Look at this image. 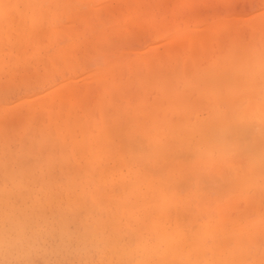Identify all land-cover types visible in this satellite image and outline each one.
Instances as JSON below:
<instances>
[{"label":"bare ground","instance_id":"1","mask_svg":"<svg viewBox=\"0 0 264 264\" xmlns=\"http://www.w3.org/2000/svg\"><path fill=\"white\" fill-rule=\"evenodd\" d=\"M146 1L0 0V81L8 77L0 82V264H35L37 256L58 264V255L74 245L84 252L95 247L97 264H264V11L241 24L238 16L206 23L187 12V23L193 17L201 25L178 23L174 36L158 48L136 51L124 64L123 45L133 36L122 31L121 18L135 17L142 28L155 24L156 11H165L164 0H157L148 15L140 13ZM174 2L179 11L194 0ZM49 46L55 48L51 55ZM90 53L100 55L103 65L83 74L82 81H94L88 87L53 85L44 96L28 92L17 105L3 99L16 87L9 86L17 82L16 72L37 77L39 65L58 73L86 67ZM167 111L169 120L160 114ZM122 123H133L141 138L127 137ZM117 136L134 138L121 147L142 153L133 152L137 164L111 153ZM160 163L164 168L155 167ZM186 164L193 175L182 177ZM85 171L88 182L66 181L69 173ZM196 177L204 178V186L199 179L185 192L192 185L186 179ZM208 187L216 194L223 188L225 196L212 201ZM85 198L96 203L99 215L94 206L93 214L83 209ZM171 209L174 227L167 226L171 219L160 221L173 217ZM188 218V224L182 221ZM153 230L158 243L142 233ZM136 252L141 261H133Z\"/></svg>","mask_w":264,"mask_h":264},{"label":"rangeland","instance_id":"2","mask_svg":"<svg viewBox=\"0 0 264 264\" xmlns=\"http://www.w3.org/2000/svg\"><path fill=\"white\" fill-rule=\"evenodd\" d=\"M159 1V0H158ZM163 1V0H162ZM161 0L159 1V3H163V2H165L166 3V6H165V3H163V5H164V7L162 8V9H165V11L164 12H162V13H159L158 11H156L157 13H158V15H157V17H156V20L154 21V23L155 24H151V23H148L146 26H148V31L146 30V26L145 27H142L144 30H146V31H144V30H142V28L141 27H137L138 26V21H133L134 20V18L135 17H133L131 20H129L128 21V18H121V26H122V31L123 32H125V33H129V35L130 36H133L132 37V39L133 40H129V41H127V43H125V45H123V51H124V57H123V63L124 64H127L129 61H131V59H133L134 58V56H135V53H136V51L137 52H141V51H144V50H146V47H150V46H154V48H158V46H160L159 44L161 43V40L162 39H168V37L169 36H174L176 33H177V31L179 30V28H178V23H179V27L180 28H185V27H189L190 29H193V28H195V26H197V25H201L200 24V22L199 21H205V19H206V23H211V22H214L215 20H219V18L221 17V18H226V17H236V16H238V17H236V22L238 21V22H240V24H241V22L242 23H244V22H246V20H248V19H250V18H252V17H254L255 15H259L262 11H264V0H194V3L193 4H190V5H188V6H186V7H183V8H181V9H179V11H178V9H174L173 7H174V1L175 0H164L163 2H162ZM214 1V2H213ZM220 1V2H219ZM231 2V3H230ZM153 3H156L157 4V0H149V2L148 1H146V5H144V7L142 8V7H140L138 10H139V12L141 13V12H143L144 11V14L145 15H148L149 14V12H150V9L151 8H149L150 7V5H152ZM169 3V4H168ZM171 3V4H170ZM214 3V4H213ZM218 3H220V4H218ZM233 3V4H232ZM116 4V6L117 7H119V8H122V10L124 11V7L125 6H122L121 4H119L118 2L116 3V2H114V5ZM218 4V5H217ZM167 5H168V7H167ZM133 8H136V3H135V1L133 2ZM172 6V7H171ZM202 6V7H201ZM211 6V7H210ZM214 6H215V8H214ZM219 6V7H218ZM229 6H230V8H229ZM141 8L143 9V10H141ZM202 8V9H201ZM207 8V9H206ZM225 8V9H224ZM191 11H190V10ZM209 9V10H208ZM212 9V10H211ZM213 9H215L216 11H214ZM219 9V10H218ZM230 9V10H229ZM220 10H221V13L219 14V12H220ZM224 10V11H223ZM198 11V12H197ZM203 11V12H202ZM179 12V13H178ZM181 12V13H180ZM186 12V13H185ZM187 12H188V14H187ZM218 13V16L217 15H214V13L215 14H217ZM224 12V13H223ZM227 12V13H226ZM184 13V14H183ZM195 13H197V15H195ZM204 13H205V15H204ZM168 14V15H167ZM186 14L189 16V17H191V16H194L195 15V17H198V15L200 14V15H202L201 17H203V20H193V19H196V18H191L190 20V24L189 23H187L186 22V19H188L189 17L188 16H186ZM190 14V15H189ZM212 16H211V15ZM177 15V16H176ZM178 15H180V16H178ZM207 15H209L208 17H207ZM220 15V16H219ZM244 16V17H243ZM123 17V16H122ZM177 17V18H176ZM201 17H198L199 19L201 18ZM197 18V19H198ZM205 18V19H204ZM183 19L185 20V22L183 21ZM207 19H209V21L207 20ZM160 20V21H159ZM161 20H162V23H161ZM176 21V22H175ZM169 22V23H168ZM174 23L176 24L175 26L177 27V28H175V26H174ZM159 26H158V25ZM169 24H170V26H169ZM152 25H154V27L155 28H153V26ZM157 26V27H156ZM158 27L160 28V29H158ZM174 27V28H173ZM129 28V29H128ZM140 30H139V29ZM157 28V29H156ZM151 29V30H150ZM153 29V30H152ZM127 30V31H126ZM142 30V31H141ZM154 30H158V31H154ZM170 30V31H169ZM154 31V32H153ZM135 33H136V35H135ZM81 39H84V37H81ZM62 40H66L65 38H63ZM67 41L66 42H64V44H62L61 46H64V45H67ZM156 44V45H155ZM7 45H4L3 46V52L4 53H7V52H9L8 50H9V46H7ZM160 48V47H159ZM48 49H50L49 50V52H48V54H53L54 53V50H55V48H52L51 46H49V48ZM93 55V56H92ZM222 55H224V54H222ZM90 57H92V58H90ZM90 60H89V58L85 61L86 62V67H85V65L83 66V67H81V66H77L78 67V69H74V70H69V69H67V68H64L63 69V71L62 72H57L55 69H53L51 66H43V65H39L37 68H39V74H38V76L36 77V76H33L32 74H26V73H28V72H26L25 73V75H24V71H19V72H16V79L15 80H17V82L15 83L14 81L12 82V83H10L9 84V86H12V85H16V87L14 86V88L13 87H11L10 89H9V92H8V94L6 95V97H3V99L4 100H7V102L8 103H14V104H11V105H17L18 103H20L21 101H22V99H24L22 96H24L25 94H27L28 92V94H30V95H32V94H34V93H37V94H40V96H44V95H46L48 92H50L49 90H50V87L52 88L53 87V85H57V86H60V85H64V84H73V85H82V87L81 88H84V87H88L89 85H91V84H93V82L94 81H82L84 78H86V76H83V74L85 73V72H87V71H89V72H93V70H95L98 66H101V65H103V59H102V57L100 56V55H98V54H96V53H90ZM101 57V58H100ZM6 59V61H7V63H10V61L8 60V58H5ZM93 59H94V65H91L90 63H92L93 62ZM97 60V61H96ZM101 62H102V64H101ZM92 67H91V66ZM76 70V71H75ZM53 71V72H52ZM71 71V72H70ZM95 72V71H94ZM61 74H62V76H61ZM93 74V73H92ZM92 74H90L89 76H91ZM27 75V76H26ZM29 75V76H28ZM26 76V78H24ZM89 76H87V77H89ZM43 77V78H42ZM71 77H75L76 79H75V81H69L70 79H71ZM23 78L25 79V82H27V87L28 88H26V86L24 87V85H21L20 83L22 82V81H24L23 80ZM28 78V80L26 81V79ZM1 81L0 82H4V81H6L7 82V79H8V77H4V75L1 77ZM64 79H65V81H64ZM38 80V81H37ZM59 82V83H58ZM5 83V82H4ZM58 83V84H57ZM1 84V83H0ZM20 84V85H19ZM40 86V87H39ZM34 87V88H33ZM54 87H56V86H54ZM47 91H46V90ZM49 89V90H48ZM21 90V91H20ZM43 92H44V94H43ZM188 92H190L189 90H187V93ZM223 93H224V91H223ZM190 94V93H189ZM196 94V93H195ZM14 96V97H13ZM191 96H194L193 95V93L191 94ZM196 96V95H195ZM195 96H194V98H193V100H195ZM9 97V98H8ZM94 96H92L91 98H93ZM21 98V99H20ZM90 98V99H91ZM0 99L2 100V98L0 97ZM19 99V100H18ZM196 99H198V98H196ZM17 100V101H16ZM191 100H192V98H191ZM192 100V101H193ZM0 102H3V101H0ZM138 103V102H137ZM81 114V111L80 110H78V115H80ZM93 114H94V119H96L95 117L97 116L96 114V112L94 113L93 112ZM161 114V116H163V117H165V119L167 120H169V118H171V114L167 111V112H165V114L163 113L162 114V112L160 113ZM159 114V115H160ZM171 115V116H170ZM160 116V117H161ZM167 117V118H166ZM97 120H98V117H97ZM133 123H129V124H127L126 123V125H127V127H125V124H123L122 123V125H121V130L123 129V125H124V128H128V130L126 131V132H128L127 134L125 133V131L123 132V134L121 135V136H124L125 134H126V136L127 137H129V136H132V134H134V136L136 135V136H140V138H141V135L139 134V135H137L138 134V132H135V130L137 129V127L136 126H134V125H132ZM130 127H132V130H131V128ZM130 128V129H129ZM125 130V129H124ZM130 131V132H129ZM121 133H122V131H121ZM125 133V134H124ZM129 135V136H128ZM121 136H119L120 138H123V137H121ZM133 136V137H134ZM118 137V136H117ZM116 138L115 137V141L113 140V142H112V144H111V142L109 143V144H111V145H116L115 147H113L114 148V150L116 151V152H111V153H115V154H117V153H120L121 155H122V157L128 162V164L131 166L132 165V163H136L137 161L136 160H140V158L138 159H133L134 158V156H133V152H135L136 153V151H137V153H140L138 150H136V151H133V152H129V154H127V150H128V148H127V150H126V148H125V150L126 151H124V149L121 147L122 146V144L124 143L125 145L126 144H130V141L132 140L133 141V139H131L130 140V138H132V137H130V138H128L127 139V137L125 138H123V139H121V140H119L120 138ZM78 139H81V137L80 136H78ZM135 142H137L138 141V143H140L139 142V140L137 139V137H135ZM145 139V138H144ZM119 140V141H118ZM146 140V139H145ZM126 141V142H125ZM122 143V144H121ZM143 143V142H142ZM137 144V143H136ZM135 144V145H136ZM144 144H145V142H144ZM147 144V143H146ZM145 144V145H146ZM132 145H134V144H131L130 146L131 147H133V148H135L134 146H132ZM141 145V144H140ZM124 146V145H123ZM138 146H139V144H138ZM137 146V147H138ZM143 146V145H142ZM122 148V150L124 151V152H122V150L121 149H119V148ZM141 147V146H140ZM140 147H138V149H140ZM145 147V146H144ZM143 147V148H144ZM142 147H141V152H143L144 151V149H143ZM130 149V148H129ZM135 149H137V148H135ZM134 149V150H135ZM145 149H147V148H145ZM112 150V149H111ZM143 150V151H142ZM110 151V150H109ZM119 151V152H118ZM148 152L147 153H150V151L149 150H147ZM136 153V154H137ZM145 153V152H144ZM146 153V154H147ZM141 155H142V153H140ZM146 154L145 155H143L144 157L146 156ZM56 155H57V153H56ZM125 155H126V157H125ZM130 155H132L131 157L132 158H130L129 156ZM141 155L139 156V155H136V157H141ZM148 155V154H147ZM58 156V155H57ZM129 158V159H128ZM142 158V157H141ZM246 158V157H245ZM244 158V159H245ZM144 158H142V160H143ZM146 159V158H145ZM247 159V158H246ZM130 160V161H129ZM141 160V161H142ZM177 160H179V162L182 164L184 161H186V160H184L183 162H182V160H181V158L180 159H177ZM176 160V161H177ZM132 161V162H131ZM136 161V162H135ZM144 161V160H143ZM131 164H130V163ZM146 162V161H145ZM74 163L75 162H73L72 161V163H71V166H73L74 165ZM142 163V162H141ZM140 163V164H141ZM146 163H149V162H146ZM145 163V164H146ZM174 163V162H173ZM137 164V163H136ZM136 164L135 165H133L134 167L136 166ZM139 163H138V165H140ZM184 164H185V162H184ZM183 164V165H184ZM56 165V170H57V174H59V172H58V167L59 166H57L58 164H55ZM137 165V166H138ZM161 165V163L159 164V165H157V166H155V167H159ZM182 165V166H183ZM95 166V165H94ZM141 166H144V164L143 165H141ZM149 166H150V163H149ZM162 166V165H161ZM77 167V166H76ZM146 167V166H145ZM148 167V166H147ZM152 164H151V168H153V169H155L156 170V168H155ZM142 169H143V167H141ZM160 168V167H159ZM162 168H164L163 166H162ZM162 168L160 169V170H162ZM184 168V169H183ZM183 168H181V169H183V176L182 177H188L187 176V174L191 171V169H189L188 168V166H187V164L183 167ZM141 169V170H142ZM144 170L145 169H143L142 171L144 172ZM158 170V169H157ZM164 170V169H163ZM147 171L145 170V173H146ZM153 173L154 172H156V171H152ZM160 172V171H159ZM163 172V171H162ZM149 173V171L146 173V174H148ZM151 173V172H150ZM149 173V174H150ZM153 173L152 174H150V175H153ZM191 173V172H190ZM189 173V174H190ZM155 174V173H154ZM157 174V173H156ZM160 174V173H159ZM192 174V173H191ZM190 174V175H191ZM203 174H206V173H202V175ZM186 175V176H185ZM189 175V176H190ZM193 175V174H192ZM58 176H60V175H58ZM200 176V175H199ZM205 176H207V175H204V177ZM227 177H229V176H227ZM190 178V177H189ZM209 177L207 176V179H208ZM186 179V178H185ZM184 178H182V180H181V178H180V180L183 182V180H185ZM200 179V177H196L195 179H190V180H192V181H190V180H188V178L186 179L187 181H189V182H192V185H191V183L190 184H188L189 186H186V185H184V186H186V187H183L184 189H185V192H188V191H193L194 190V186H195V184H196V181H198ZM202 179H204V178H202ZM202 179H200L199 181V185L200 186H204V182L202 183V185H201V182H202ZM90 180V178H89V176L86 174V171L85 172H79L78 174H76V175H73V173L72 174H68V176H67V178H66V181L67 182H72V181H77V182H88ZM180 180H178V182H180ZM186 180L184 181L185 183H187L186 182ZM209 180H211V179H209ZM216 181V179H213V181ZM223 180H221V182H222ZM228 181V180H227ZM217 182H219V180L217 181ZM221 182H220V184H221ZM224 183H227L226 182V180H224L223 181ZM208 183V184H207ZM206 183V185L207 186H209V184H211L212 183V185H214V183L213 182H207ZM223 183V184H224ZM182 184V183H181ZM216 184V183H215ZM221 186V185H220ZM225 186V185H224ZM222 187H223V185H222ZM227 187H230V188H232L231 186H227ZM186 188L188 189V190H186ZM209 188H211V187H208V188H206L207 190H205V188H204V191H208L210 194H209V196L210 197H212L211 199H212V201L214 200V198H217V200L218 201H220V199H222L223 197L222 196H225L224 194L226 193L225 192V190H223V188L220 190L221 192H223L222 194H221V192L218 190L217 192H219L218 194H216V191L214 190V188L216 189V188H220V187H214L213 189H211V190H214L213 192L209 189ZM181 189V188H180ZM227 189H229V188H227ZM232 190V189H231ZM214 194V192H215V194L213 195H211V192ZM218 195V196H217ZM220 195V196H219ZM221 197V198H220ZM220 198V199H219ZM88 200H89V198H88ZM147 200L149 201V200H151V198H150V196L147 198ZM225 200V199H224ZM86 198H85V200L84 199H82V202H84L83 203V205H85V203H86ZM90 201H88V203H86V205H85V207H83V205H81L82 207H83V209L85 208V210L86 211H88V212H90V211H92L93 209H92V207L94 206V204H96V203H94V202H92L91 201V204L92 205H90V203H89ZM154 204V202L153 201H150L149 203H148V205L149 206H151V205H153ZM87 204H88V206H90V207H88L87 206ZM80 206V207H81ZM92 206V207H91ZM193 206L195 207V205H191V206H189V209L192 207L193 208ZM87 207H88V209H87ZM96 207L97 208H95V206H94V208L95 209H97V210H94V211H92V212H94V213H96V212H98V214L97 215H99L100 214V208L96 205ZM89 208H91V209H89ZM81 210H82V208H81ZM90 210V211H89ZM194 210V209H193ZM167 211V210H166ZM85 212V211H84ZM92 212H90L91 214H93ZM184 212H188V211H184ZM189 212H190V210H189ZM81 213H83L82 211H81ZM170 213V214H169ZM169 213L167 212V214H169L170 216H171V214H173V219L170 217V218H164V217H162V218H160V221L162 222V223H166L167 224V222L169 221L170 223H168L167 224V226H170V227H174L175 226V221H174V210H172L171 209V211L169 210ZM192 214H193V212H191ZM195 213H196V211H195ZM188 214H190V213H188ZM198 213H196L195 215H197ZM96 215V216H97ZM194 214H193V216H195ZM215 217V216H214ZM162 219V220H161ZM169 219V220H168ZM189 219H191V218H188V219H186V220H182L184 223H187L188 224V222H187V220H189ZM168 220V221H167ZM201 220V219H200ZM198 221V223H200L201 221ZM203 221V220H202ZM181 223V222H180ZM173 224V225H172ZM182 224V223H181ZM185 225V224H184ZM71 226H74V225H71ZM70 226V227H71ZM191 227V226H190ZM187 228V227H186ZM71 229V231H76V229H75V226L74 227H71L70 228ZM188 229V228H187ZM185 231V230H184ZM143 234H148V238L150 239L149 241H152V242H156V243H158L159 241H158V239H157V235H156V233H155V230H153V231H147V232H145V231H143L142 232ZM126 236H128L127 234H125ZM151 236V237H150ZM131 238V240L130 239H128V238H126V240L124 241V243H127V245L128 244H130L131 243V245H129L130 246V248H132V249H134V247H135V245H134V242H133V240H134V238L133 237H130ZM133 238V239H132ZM128 240H130V243H129V241ZM133 246V247H132ZM77 247V248H76ZM78 247H79V249H78ZM91 247V246H90ZM87 248H89V246L88 247H86L84 250L86 251V252H84L83 251V247L81 246V245H78V246H76V245H74V246H72L69 250H67V251H65V252H63V253H61L60 255H58V257H57V259H58V261H57V263L59 264H62L63 262H64V264H97L98 263V257H99V254H98V252H96L97 250L95 249V247H91V248H89V250L88 251H92L91 253H89V252H87ZM254 249H256V248H250V252L252 253L251 255L254 257V255H255V253L254 252H256ZM261 249H264V247H261ZM73 250V251H72ZM79 250H81V252L79 251ZM74 252H76L75 254L76 255H74ZM79 252V254H77ZM262 252H264V251H262ZM262 252H260L259 254H258V256H256V259L257 258H259L260 256H261V253ZM73 253V254H72ZM137 253V254H136ZM136 253H134L133 255H132V257H133V261L134 262H137V261H141V259H140V254L138 253V252H136ZM65 254V255H64ZM86 254V255H85ZM93 254V255H92ZM254 254V255H253ZM70 255V256H69ZM82 255H84V257H82ZM92 255V256H91ZM136 255H138V256H136ZM62 256V257H61ZM65 256V257H64ZM90 256V257H89ZM97 256V257H96ZM38 257H40V260H39V258ZM64 257V258H63ZM67 257V258H66ZM38 258V259H37ZM60 258H63L62 260L60 259ZM87 260H86V259ZM92 258L94 259V260H92ZM247 258H248V256H247ZM255 258V257H254ZM37 259V260H36ZM53 259V260H52ZM69 259V260H68ZM77 259H79V261L77 260ZM80 259H81V262H80ZM85 259V260H84ZM114 259H115V257H114ZM136 259V260H135ZM35 264H37V262L39 263V264H44V261H43V258L41 257V256H37L35 259ZM51 260H52V262H54L55 261V258H53V256H52V258H51ZM50 260V261H51ZM77 260V261H76ZM92 260V261H91ZM95 260H96V262H95ZM40 261V262H39ZM62 261V262H61ZM87 261V262H86ZM252 261H253V259H250L249 261H248V264H251L252 263ZM75 262V263H74ZM25 264V262L22 260V261H18V263H16V264Z\"/></svg>","mask_w":264,"mask_h":264}]
</instances>
